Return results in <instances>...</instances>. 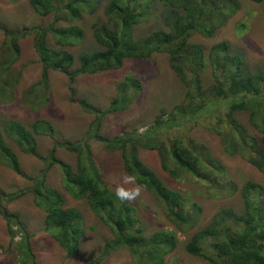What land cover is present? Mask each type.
Listing matches in <instances>:
<instances>
[{"label": "trees", "instance_id": "16d2710c", "mask_svg": "<svg viewBox=\"0 0 264 264\" xmlns=\"http://www.w3.org/2000/svg\"><path fill=\"white\" fill-rule=\"evenodd\" d=\"M16 1V0H13ZM262 3L264 0H250ZM102 0H30L31 7L41 17L52 16L53 21L45 27L34 28V47L42 65L41 78L29 87L22 102L30 110L45 107L50 101L51 73L64 74L70 92L79 76L119 70L130 59H149L154 54H166L172 70L185 85L184 100L176 105L168 116L165 111L145 132H127L109 139L100 135L103 119L128 108L132 96L121 88L119 96L106 111L97 109L85 100L77 103L96 120L87 135L80 141L54 143L47 156L38 154L39 138H55V126L47 120H36L24 125L9 120L0 126V162L18 176L32 181L31 188L11 194L0 192V215L7 222L8 232L16 243L21 264H36L32 248V235L20 217L3 208L2 201H16L31 193L37 207L46 212V230L66 252L68 259L78 254L85 235L80 212L64 207L63 195L46 184L51 169L58 166L63 175V186L76 200L86 199L95 215L113 230L114 238L107 242L100 257L89 264H101L111 254L128 249L136 264H168L167 255L178 245L176 231L164 230L151 236L140 226L135 208L129 202L118 200L102 179L90 142L96 141L108 152L121 154L127 173L135 175L164 207L166 217L178 229L191 230L199 221L202 209L198 204L188 208L187 199L181 192L169 188L162 179L140 158V150L156 151L161 167L170 177L190 175L214 188L222 186L237 191L236 185L227 180V169L214 158L209 149L186 135L190 123L205 118L216 120L214 131L219 134L228 154H241L250 164L264 173V77L243 74L241 56H230L226 43L214 46L209 55L191 42L193 35L207 37L214 34L228 17L233 16L240 4L236 0H108L104 10L106 23L94 29V39L100 50L82 53L78 59L68 51L55 50L49 45L51 36L57 45L74 47L85 38L77 25L84 14L94 13ZM156 5L164 8L160 21L164 24L145 37L136 38V27L154 15ZM60 24H68L62 27ZM0 24L5 36L0 46V104L12 102L22 78V71L15 72L14 64L20 58L19 41L23 33L11 31ZM78 63L76 69L74 66ZM211 68L215 84L206 88L203 73ZM134 79L126 86L131 88ZM130 86V87H129ZM138 87V84H136ZM135 93L133 94V97ZM71 102L73 98H70ZM241 112L250 114V123L262 136L260 141L249 135L237 121ZM10 140L19 150L38 158L44 168L35 177H26L21 171L17 153L8 143ZM58 148L77 157V167L57 157ZM246 213L237 214L232 209H223L208 227L191 236L186 251L212 264H264V187L249 182L242 190Z\"/></svg>", "mask_w": 264, "mask_h": 264}, {"label": "rangeland", "instance_id": "374dc122", "mask_svg": "<svg viewBox=\"0 0 264 264\" xmlns=\"http://www.w3.org/2000/svg\"><path fill=\"white\" fill-rule=\"evenodd\" d=\"M240 9L228 17L211 37L201 33L193 35L191 42L200 45L207 56L210 50L222 43L228 44L230 56L239 55L243 60V74L247 76L262 75L264 77V1L254 3L250 0H236ZM108 0H102L99 9L91 14H84L81 21L70 23L82 28L85 38L74 47L57 45L49 36V45L55 50L68 51L77 59L82 53L100 50L94 39V29L104 25V15ZM164 8L156 5L154 15L146 22L136 27V38L145 37L164 24L160 16ZM53 21L52 16L41 17L31 7L30 0H0V24L7 25L23 33L19 41L21 55L14 64L15 72L22 71V78L12 102L0 104V126L5 121L13 120L29 125L36 120H47L55 126V138L40 137L38 154L48 155L55 142L69 141L76 143L88 133L91 124L96 120L95 115L87 113L77 102L85 100L97 109L106 111L119 96L121 88L132 96V102L126 110L107 115L102 123L100 135L113 139L127 132L143 133L152 127L156 119L164 114L169 116L176 105L180 104L187 91L185 85L172 70L166 54H154L149 59H130L125 61L119 70L82 75L76 79L70 92L67 77L59 72L51 73V91L49 103L32 111L22 102L23 93L41 78L42 65L34 47V28L45 27ZM62 27L68 24H60ZM5 36L0 32V46ZM78 63L73 69H76ZM206 88L215 84L213 71L208 68L202 75ZM134 79L131 88L126 84ZM138 84V87L136 86ZM130 87V86H129ZM135 96L133 97V94ZM73 98L74 102L70 101ZM237 121L246 129L247 133L260 141L261 135L250 123V114L241 112L236 115ZM216 120L205 118L199 122L190 123L186 128L188 138L204 144L211 155L221 161L226 167V178H219L221 184L232 181L237 191L222 186H213L198 181L190 175L182 174L181 178L170 177L161 167L160 156L156 151L141 149V160L151 168L162 181L171 189L181 192L187 199L188 208L198 204L202 209L197 225L191 230L178 229L169 222L165 209L156 198L144 190L142 196L134 202H129L136 210L141 227L146 235L164 230L177 232L178 245L174 252L167 255L168 264H212L208 260L190 255L186 245L191 236L200 229L209 226L213 219L223 210L232 209L239 215L246 213L242 190L245 184L252 182L264 187V173L248 162L241 154L231 155L225 150L222 137L214 131ZM8 143L17 153L21 171L26 177L35 178L44 168V163L38 158L22 153L10 140ZM96 163L102 179L113 191V185L119 180L121 172H126L121 154L108 152L103 145L96 141L90 142ZM57 157L77 167L76 155L58 148ZM47 186L58 190L64 198V207L77 209L82 217V228L85 235L81 240L78 254L68 259L66 252L46 230V212L36 206L34 196L29 193L16 201H2L3 208L11 214L20 217L27 231L32 235V248L36 264H89L100 257L107 242L114 238L113 230L100 217L94 214L86 199L76 200L63 186V175L58 166L51 169L47 177ZM32 181L18 176L8 166L0 162V192L11 194L31 188ZM20 238L12 241L8 232L7 222L0 215V264H21L18 253ZM101 264H136L128 249L119 250L106 257Z\"/></svg>", "mask_w": 264, "mask_h": 264}, {"label": "clouds", "instance_id": "9594fccd", "mask_svg": "<svg viewBox=\"0 0 264 264\" xmlns=\"http://www.w3.org/2000/svg\"><path fill=\"white\" fill-rule=\"evenodd\" d=\"M146 186L139 183L136 176L127 172H121L118 182L113 185V191L121 202H134L139 199Z\"/></svg>", "mask_w": 264, "mask_h": 264}]
</instances>
